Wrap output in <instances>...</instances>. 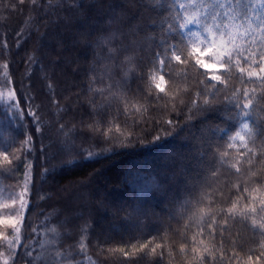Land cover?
<instances>
[{"label": "trees", "instance_id": "1", "mask_svg": "<svg viewBox=\"0 0 264 264\" xmlns=\"http://www.w3.org/2000/svg\"><path fill=\"white\" fill-rule=\"evenodd\" d=\"M116 1L76 0V3H83L84 7L68 12L59 11L55 15H44L41 12L37 16L30 10L29 3L19 6L16 11H9L5 8L9 0H0V84L4 83L7 72L14 82L7 84V89L17 91L21 110L25 114L36 110L41 122V131L37 132L33 123L37 117L26 114L23 124L27 128L21 127L17 131L16 122H10V114H5V107L0 102V150H3L4 145L10 144L7 152L9 159H13L14 155L21 152L25 131L33 137L32 144L27 146L32 150L27 160L33 164L31 171L34 187L31 194L32 207L27 213L28 239L24 241L25 244L32 242L30 251L33 258L43 251L39 247V241L51 237V233H46L42 225L57 227L62 234L59 244L55 248L51 245L45 247L62 253L71 251L69 246L77 245L82 235L81 229L87 225L86 255L91 258L87 264H125L121 254L109 256L107 250L124 247L131 251L132 244L138 246L152 238H156V243H163L161 238L169 226L176 229L183 225V219L177 215L182 202L198 197L205 182L215 186V182L210 179L211 171L215 170L213 153L217 146H220L221 151L227 147V136L234 134L238 127L240 118H233L236 109L233 102L228 101L217 102L214 110L198 116L178 135H166V132L173 131L172 126L164 125L162 121L159 125L153 122V118H161L159 110L150 111L143 118L134 112L125 117L123 105H120L121 115L109 125V119L116 115L117 103L113 101L99 125V138L94 139L91 134L86 138L81 134L82 122L87 124L100 119L91 115L88 105V98L91 96L87 91L88 69L92 65L93 50L86 47V43L92 44L95 41L99 28L105 23L108 5L120 3ZM170 3L172 0H160L159 4L147 3L143 20L139 19L138 14L137 19L132 21L133 24L139 23L141 35L147 37L143 40L142 58L155 52L164 41L181 40L186 32V29H179L180 21L174 18L177 13L183 17L184 11L178 5L170 8ZM90 5L95 7L88 11ZM234 7L241 10L243 5ZM116 11L119 12V8ZM77 15L79 16L75 17ZM29 16H33L31 21H27ZM61 18L67 19V22L64 23ZM169 25L173 26V31H165ZM21 32L22 36L18 41L17 33ZM88 33L91 35H87ZM54 37L59 41L56 42ZM49 39L53 40L49 43ZM40 40L45 42L38 47ZM59 42L61 46H58ZM64 60H70L71 63L62 65ZM5 63L9 64L7 70L4 68ZM172 63L176 65L175 61ZM182 68V65H177L170 69L180 87H183V83L175 74L181 72ZM141 70L147 73L149 69L148 66L141 65L127 76L123 71H118L113 77L115 81H123L124 90L129 97L136 92L138 86L145 88L147 84L146 78L140 79ZM196 71L195 68L188 70L190 81ZM243 87L253 88L255 85L241 84L239 80L230 81L228 89L221 86L215 94L217 101H223L224 96L230 95L235 88ZM0 91L6 90L0 87ZM100 99L98 96V103ZM186 114L187 109L179 117L175 113H169L164 114L163 118L179 120L183 126ZM260 118H264V111L257 113L254 110L248 120L255 126L256 120ZM134 119L139 121L138 125H133ZM117 124L125 134L129 131L138 134V138L134 137L130 146L106 152L103 154L104 158L83 161L79 167L66 173L51 170L45 172V169H51V165L55 163L46 157L66 139L65 133L70 129L72 132L68 139L77 148L88 149L91 145L92 150L99 151L100 148L107 147L103 143L104 132L113 137L119 136L116 132ZM61 125L65 126L63 131L60 130ZM157 135L161 139L153 141V137ZM231 155H235L234 150H231ZM229 162L233 161L230 159ZM25 163L26 161L18 162L17 170L9 175L4 170L14 165L0 157L1 213L7 212L1 206L3 202L12 201L9 194H17L23 189ZM223 171L221 168L222 173ZM232 179H239L243 184V177ZM223 180L224 175H221L218 182ZM75 200V204L71 205ZM66 220L67 223H63ZM33 228L37 229V233L32 234ZM65 229L68 230L67 235H63ZM231 231L234 238L239 234L240 247L237 251L242 258L237 261L233 257L231 264H247L248 255H252L255 260L259 249L247 251L251 246L247 242L249 229L237 223ZM6 235L11 238L12 233L7 231ZM32 235L36 236L35 240ZM101 248L104 249L103 254ZM1 250L5 251L0 255V264L5 259L9 260V264H28L30 258L24 255L25 250L19 245L14 250H9L6 244L0 243ZM12 251L18 255H11ZM228 256H233L230 250ZM83 258L77 256V259ZM42 261L45 264L43 259ZM136 264H175V261L165 253L162 259L158 255L138 258Z\"/></svg>", "mask_w": 264, "mask_h": 264}, {"label": "snow or ice", "instance_id": "2", "mask_svg": "<svg viewBox=\"0 0 264 264\" xmlns=\"http://www.w3.org/2000/svg\"><path fill=\"white\" fill-rule=\"evenodd\" d=\"M25 3L30 4V10L37 16L41 12L44 15H55L59 11L68 12L84 7L83 3H76V0H56L55 3L54 0H9L5 8L16 11ZM147 3L159 4L160 0H121L119 4H109L105 23L99 28L95 41L92 44L86 43V47H91L93 50L92 65L88 69L87 91L91 93L88 105L91 115L100 119L87 124L82 122L81 134L86 138L88 134L94 139L99 138L101 133L99 125L103 116L112 107L113 101L117 103L116 115L109 119V125L121 115L120 105H123L125 117L134 112L143 118L150 111L159 110L162 113L161 118L159 120L153 118V122L159 125L162 121L164 125L172 126L173 131L166 132L169 136L178 135L198 116L214 110L217 102H233V107L236 109L233 118L240 119L234 134L227 136V147L221 151L220 146H217L213 153L215 170L211 171L210 179L215 182V186L205 182L198 197L185 200L180 205L177 215L183 219V225L176 229H171L169 226L165 230L164 237L161 238L163 243H156V238H152L139 243L138 246L132 244L131 251L118 247L108 249L107 254L109 256L121 254L125 264L127 262L136 264L138 258L142 259L145 256L158 255L162 259L165 253L175 261V264H231L233 257L237 261L242 259L237 251L240 247L239 234L234 238L231 231L233 226L240 223L249 229L247 242L251 246L247 251L259 249V255L255 260L252 255L247 256V264H264L262 259L264 258V118L257 119L255 126L248 120L254 110L257 113L264 111V0H172L169 7L176 8L178 5L185 13L183 17H180L179 13L174 17L180 21L179 29L185 30L188 25L195 24L200 26V31L185 32L179 41H164L155 52L142 58L143 40L147 37L141 35L139 23L133 24L132 21L137 19L138 14L139 19L143 20V11ZM234 5H243V8L237 10ZM93 7L95 5H90L88 11ZM117 8L119 12L116 11ZM190 9L194 10L190 11ZM202 9L204 11H201ZM31 19L33 16H29L27 21ZM173 30L172 25L165 29V31ZM21 36L22 32L17 33L18 41ZM19 46L18 42L17 47ZM31 59L30 57V61ZM173 61L176 65H173ZM141 65L148 66L149 69L147 73L142 70L140 72V79L146 78L147 84L145 88L138 86L136 92L129 97L124 90L123 81H115L113 77L118 71H123L127 76ZM177 65L183 66L181 72L175 74L176 77L181 78L183 87L176 83L170 71L171 67ZM8 67L9 64L5 63L4 68L7 70ZM192 68L197 71L190 81L188 70ZM157 72H159L158 79ZM233 80H239L245 85L251 83L255 87L235 88L230 95L224 96L223 101H217L215 94L220 87L228 89L230 81ZM9 83L14 82L5 72V80L0 87L6 91H0V102L5 107V114H10V122L15 121L16 129L19 131L21 127L27 128V125L23 124L26 114L36 116L33 123L36 131L40 132L41 122L36 110L25 114L20 108L17 91L7 89ZM97 85L101 86L97 87ZM98 96L101 98L99 103ZM189 96L191 99H188ZM185 109L187 114L183 126L179 120L163 118L164 114L169 113H175L179 117L184 114ZM138 123V120H133L134 126ZM64 127L61 125L60 130L63 131ZM71 132L72 129L65 133L66 139L46 157L47 160L55 163L51 165V169H45V172L51 170L66 173L79 167L83 161L104 158L103 154L106 152L130 146L133 138H138V134L134 131L125 134L117 124L116 132L119 136L113 137L108 132H104L103 143L107 147L94 151L91 145L88 149L77 148L74 142L68 139ZM24 134L25 140L21 142L19 155L9 159L7 148L10 144L4 145L3 150H0V157H3L8 164L14 165L4 170L9 175L17 170L18 162L26 161L23 190L18 194H9L11 205H2L12 215L0 216V243L6 244L9 250H14L17 245L24 248V255L30 258L28 264H34V260L42 259L45 264H64V262L87 264L91 259L86 255L87 225L81 229L82 235L77 245L69 246L71 251L66 253L58 250L53 252L51 248L45 247L51 245L55 248L59 244L62 234L55 226L48 228L42 225L46 233H51V237L39 241V247L43 251L34 259L30 251L32 242L24 243L28 239L27 213L32 207L31 194L34 187L31 171L33 164L27 160V156L32 151L27 146L32 144L33 137L27 131ZM121 136L123 139H120ZM160 139L159 135L153 137V141ZM231 150L235 151V155H231ZM61 153L62 156L59 155ZM185 159L189 158L185 157ZM230 159L233 162H229ZM221 168L224 169L223 173ZM221 175H224V180L218 182ZM233 177H243V184L239 179L233 181ZM63 223H67V220ZM7 231L12 233L11 238L6 235ZM35 233L37 229L33 228L32 234ZM67 234L68 230L65 229L63 235ZM32 239L35 240L36 236L32 235ZM229 250L233 254L232 257L228 256ZM100 251L101 254L104 253V249L101 248ZM11 255L15 256L18 253L12 251ZM77 256L84 258L77 259ZM3 264H9V260L5 259Z\"/></svg>", "mask_w": 264, "mask_h": 264}, {"label": "rangeland", "instance_id": "3", "mask_svg": "<svg viewBox=\"0 0 264 264\" xmlns=\"http://www.w3.org/2000/svg\"><path fill=\"white\" fill-rule=\"evenodd\" d=\"M116 2L119 3V2H121V0H117ZM78 16H79V15H77V16H75V17H78ZM61 20H63L64 23L67 22V19H65V18H61ZM188 31H197V32H198V31H200V30H199L198 25L192 24V25H190ZM78 36H79V35H78ZM75 39H76V38H75ZM51 40H53V39H49L48 42L50 43ZM54 40H55L56 42L59 41V40L56 39V37H54ZM44 42H45L44 40H43V41L40 40L39 43H38V47H40L42 44H44ZM60 42H61V40H60ZM60 42H59V45L57 44L58 46H61V45H60ZM73 42H75V41H73ZM73 42H72V43H73ZM70 63H71L70 60H69V61H67V60H66V61H65V60L62 61V65H69ZM158 77H159V72H157V79H158ZM22 190H23V189H21L19 192H21ZM19 192H18V193H19ZM18 193H17V194H18ZM16 198L18 199V195H17ZM75 202H76V200H75V201H72L71 205L75 204ZM3 203H4V204H2V205H5V204L11 205L12 201H11L10 203H9V202H3ZM108 204H109V203H108ZM114 204H115V203H113V205H114ZM2 205H1V206H2ZM5 213H6V214L0 212V216H8V215H12V213H9L8 211L5 212ZM4 251H5V250H3V251L1 250L0 253L3 254ZM33 259H34V258H33ZM34 264H44V262H43L42 260H39V261H35V260H34Z\"/></svg>", "mask_w": 264, "mask_h": 264}]
</instances>
